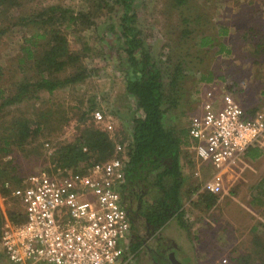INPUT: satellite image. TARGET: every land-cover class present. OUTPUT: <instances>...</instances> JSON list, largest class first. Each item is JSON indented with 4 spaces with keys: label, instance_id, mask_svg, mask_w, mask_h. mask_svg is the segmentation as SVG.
<instances>
[{
    "label": "trees",
    "instance_id": "1",
    "mask_svg": "<svg viewBox=\"0 0 264 264\" xmlns=\"http://www.w3.org/2000/svg\"><path fill=\"white\" fill-rule=\"evenodd\" d=\"M78 1L79 8L66 0H0V11L2 7L11 8V14L0 21V39L8 37L9 43L17 49L16 65L21 72L11 84L3 79L0 81V195L9 197L5 182L17 170L13 158L4 160V157L10 155L15 147L23 150L25 145L28 146V125L33 123L17 105L34 107L32 104L41 100V107L35 108L36 113L33 111L37 131L44 128L48 135H52L58 133L72 115L77 119L78 134L75 138L61 143L52 152L51 159L56 166L73 169L81 161L90 164L112 158L114 143L118 139L124 149L117 155H124L126 159L125 182L120 190L124 205L128 204L126 210L138 217L137 223H141L149 235L159 232L174 217L189 233V226L183 220L184 203L195 192H201L208 206L202 218H207L209 210L219 199L218 194L201 190L200 186L206 179L200 182L193 175L194 158L186 148L189 144L187 126L165 122V115L183 99L181 84L189 76L190 69L183 59L174 58L168 42L158 46L149 38L140 22L141 1ZM170 2L181 25L176 44L193 38L196 33L200 47L210 49L217 42L218 53L229 52L222 42L216 41L217 37L206 30L198 31L202 20L209 22L210 19L201 10L191 15L190 0ZM259 8L257 6L256 10ZM69 35L72 40L68 39ZM101 44L116 54L113 56L117 60L115 67L122 74L125 93L134 102L133 112L122 120L129 126V137H120V132L115 130V138L112 139L101 126H93L92 113L97 108L95 97L91 99L90 107L84 110L79 108V104L65 107L56 100L50 102V98L42 101L44 92L52 95L55 91L85 83L95 69L87 67L84 58L92 56L107 61V53L102 52ZM259 45L256 52H264V37ZM71 46L78 52L71 53ZM200 47L195 53L201 51ZM2 68L0 66V76ZM197 79L208 84L212 77L200 74ZM227 82L226 87L236 89L237 81H233V85ZM257 109L247 110V114H253ZM89 118L93 124L92 121L87 123ZM35 151L39 152L37 149L30 152ZM261 154V149L249 146L243 155L255 159ZM185 169L191 172L189 180L185 179ZM8 199L6 214L9 219L19 221L16 219L17 211L9 205ZM3 223L0 206V232ZM144 240L141 237L131 241L126 245V251L137 256L136 251L143 248ZM255 240L260 241L259 236ZM242 261L245 262L246 258L243 257ZM260 263L264 264V257Z\"/></svg>",
    "mask_w": 264,
    "mask_h": 264
},
{
    "label": "rangeland",
    "instance_id": "2",
    "mask_svg": "<svg viewBox=\"0 0 264 264\" xmlns=\"http://www.w3.org/2000/svg\"><path fill=\"white\" fill-rule=\"evenodd\" d=\"M66 1L74 2L77 8L81 7L78 0ZM139 1L142 3L140 22L146 33L150 35L149 38L155 40V44L158 46L163 42H168L174 58L183 59L185 66L190 69L188 72L189 76L181 84L183 99H181L176 108L171 109L172 111L165 115V122L168 120L179 127H186L188 117L194 111L198 102L197 98L200 99L202 91L212 84L223 85L226 80L230 85L234 84L233 81L238 82V85L235 86L236 89L232 92L233 96L244 108L250 109L254 105L264 110V52H256L255 50L256 47H260L259 44L262 43L264 37V0H190L191 15H193L194 11L201 10L210 19L209 22L202 20L203 24L198 25V31L206 30L207 33L217 37L216 41L222 42L223 47L229 50L228 53H225L226 51L218 53L219 46L216 45L217 42L210 49L207 46L200 47L197 45L198 36L196 33L193 38L176 44L181 25H179L177 12L171 7L170 0ZM257 6L260 8L256 10ZM10 9L8 6L1 8L0 21L5 15L11 14ZM250 28L255 30L253 31ZM224 30L225 32L227 31L225 34L222 33ZM68 39L72 40L73 37L69 35ZM100 47L102 52L107 53V61H103L102 58H93L92 56L84 58L87 67L95 69L93 75L85 83L77 87L55 91L52 95H47L44 92L41 95L43 97L42 101L50 98V102L56 100L60 104H64L65 107L67 105L76 107L79 104V108L84 110L90 107L92 104L90 101L95 97L97 106L95 110H99L106 119L113 122L116 130L120 132V137H129V126L125 125L123 121L130 112H133L134 102L124 91L122 74L115 67L117 60H114L113 56L116 57V54L106 46L102 45ZM199 47L201 51L195 53ZM70 49L71 53L78 52L73 46ZM204 50L208 51V53L204 54ZM188 52L190 53L188 54ZM17 54V49L9 43L8 37L0 39V66L3 67L0 81L3 79V81L11 84L20 77L21 72L16 65ZM200 74L211 76V82L208 84H205V81L199 82L197 78ZM41 103V100L38 103L34 102L32 104L34 107H27L24 104L17 105V107L21 108V111L27 113L33 123L28 125L30 133L28 146L25 145L23 150L15 147L10 155L4 157V160L12 157L17 166L14 176L10 180L6 179L12 186L17 185L28 175L40 170L52 171L56 168H61L52 161V152L61 143L73 140L78 134L76 130L77 119L72 114V118L63 125L58 133L48 135V130L44 128L37 131L33 111L36 113L35 108L38 110L41 107ZM10 110L12 112L14 109ZM182 112L185 114H182ZM91 121L92 118H89L87 123ZM40 125L43 124L41 123ZM93 126L95 127V124ZM263 135L252 146L262 150L261 157L256 160H250L245 157L248 162H253L247 165L241 159L237 165L231 167L222 175L223 190L218 194L217 205L211 208L207 214L209 215L207 218H210V213L214 214L209 221L205 219L208 223L204 222L200 213V211L202 213L206 212L207 208L204 210L194 206L191 216L186 217L190 229L189 233L183 231L177 223L172 222L165 229V235H162L160 231L159 235L150 236L146 228L140 225L141 223H137L138 217L133 212L127 211L131 226H133L134 222L136 223V229L128 231L127 237L130 238V235H137L135 239L145 238L143 248L139 250L137 257L131 260L129 264H169L170 261H167L166 257L170 256L171 252H173L176 262L184 260L181 254L186 252V249L183 246H177L176 241L185 243V235H191L193 241H195V248H193L194 252L197 253L195 259L203 260V257L198 258V255H205L204 257L208 259L215 256L216 259L223 263L232 258L231 260L236 264H261L260 260L264 257ZM43 141L48 143V146L44 143L41 147L40 143ZM186 148L188 150V147ZM33 149H37L39 152H30ZM85 165L87 163L81 161L73 168L78 169ZM190 173L188 169H185V179H190ZM211 174H213L212 171L208 170L202 173L201 178L197 177V180L200 182L207 180L212 176ZM260 181L263 182L259 184ZM7 197L0 195V206L2 204L4 208L7 207ZM126 206L128 207V204ZM204 235H223V238L220 237L215 243L224 244L230 242L226 241L227 238L224 235H227V237L229 235H252V240L250 241L247 238L240 239L243 238L240 237L239 246L237 247L238 251L235 250V253H231L226 248L222 250H217L216 248L211 249V255H207L203 249L204 246H201V244L205 245L203 242ZM255 236H259L260 241H256ZM170 244L173 246L172 248ZM171 249L174 250L170 251ZM243 257L246 258L245 262L242 261ZM0 260V264H13L5 257L1 246ZM188 260L191 261L189 258Z\"/></svg>",
    "mask_w": 264,
    "mask_h": 264
},
{
    "label": "built area",
    "instance_id": "3",
    "mask_svg": "<svg viewBox=\"0 0 264 264\" xmlns=\"http://www.w3.org/2000/svg\"><path fill=\"white\" fill-rule=\"evenodd\" d=\"M233 90L225 83L212 84L202 91L188 117L187 147L196 165L193 174L201 176V164L213 167L212 176L201 185L211 194L222 192V175L264 134V110L247 114ZM92 117L95 127L101 126L115 138L113 122L99 110ZM114 146V156L103 161L78 169L40 170L13 186L5 182L9 205L19 219H9L1 204L0 246L10 262L129 264L137 257L126 251L131 222L120 193L126 159L117 155L124 146L117 139Z\"/></svg>",
    "mask_w": 264,
    "mask_h": 264
},
{
    "label": "crops",
    "instance_id": "4",
    "mask_svg": "<svg viewBox=\"0 0 264 264\" xmlns=\"http://www.w3.org/2000/svg\"><path fill=\"white\" fill-rule=\"evenodd\" d=\"M235 90V89H234ZM232 94H233V92H232ZM238 101V100H237ZM242 101H243V99H242ZM254 108H257L256 106H251L250 107V109H246V110H248V111H250V110H252V109H254ZM258 110H263L262 108H259V109H257L256 111H258ZM253 146V145H252ZM262 155V154H261ZM246 156L245 155H243V157H241L240 158V160L242 159V161H244L243 163H245V164H250V163H252L253 161H251V162H248V157L247 158H245ZM259 157H261V156H259ZM258 157V158H259ZM250 160H256L257 158H255V159H251V158H249ZM202 165V164H201ZM200 165V166H201ZM196 168V165H195V167H194V169ZM203 168V169H202ZM212 171V173H213V171H215L214 169H213V167H211L209 164H203L202 166H201V168H200V172H201V175H202V173H204V172H207V171ZM191 175V174H190ZM212 175V174H211ZM195 177V176H194ZM197 178V177H196ZM201 178V177H200ZM189 201V202H188ZM187 202H185L184 203V206H183V209H184V216H183V220L185 221V222H187L188 223V220L186 219V217H189V216H191V213H192V210L194 209V206H197V208H201V209H206L208 206H207V203H206V201H204V199H202V196H201V192H195L192 196H191V198L188 200ZM217 205V202H216V204L214 205V206H212L211 208H213V207H215ZM125 207H127V206H125ZM217 207H219V206H217ZM129 208L131 209L132 208V206H129ZM200 213L202 214V212L200 211ZM214 216V214L213 213H210V218H212ZM218 216H219V214H218ZM210 218H203V220H204V222L205 223H208L207 221H209L210 220ZM207 221H206V220ZM172 222H175V223H177V225H179L178 224V221H177V219L174 217V218H172V219H170V221H168L167 223H166V225L160 230L161 231V233H162V235H165V229L166 228H168L171 224H172ZM202 225L204 226V224L202 223ZM180 227V226H179ZM181 228V227H180ZM133 229H136V226L134 227V226H131L130 227V230L129 231H134ZM183 231H185L183 228H181ZM159 231V232H160ZM163 231V232H162ZM159 232H156V233H154V234H150V236H155V235H159L160 233ZM186 232V231H185ZM128 236V235H127ZM131 237L130 238H128V237H126V245H128V243L130 244V242L132 241V242H134L136 239H135V237H137V235H130ZM189 238H188V237ZM225 236V238H227L226 239V241L227 242H229V243H226V244H224V243H219V242H217V243H215V241H217L220 237H222L223 238V235H204V239H203V242L205 243V245H202L201 244V246H204V250H205V252L207 253V255H211L210 254V251H211V249L213 250V249H216L217 248V250H222V249H227L228 251H230L231 253H235L234 251L235 250H237V247L239 246V241H240V239H245V238H247V239H250V241L252 240V235H229L228 237H227V235H224ZM237 236V237H236ZM240 237H243V238H240ZM256 237V236H255ZM240 238V239H239ZM178 240H180V239H178ZM128 242V243H127ZM195 241H193V238H192V236L191 235H185V243H182V242H180V241H176V244H177V246H179V247H184L185 249H186V252H182V256H183V259L184 260H180V261H178L177 263L178 264H236L235 262H233L231 259H228V260H226L227 262H225V263H223L222 261H220L219 259H216V257L215 256H213V258H205L204 256L205 255H198V258H202L203 257V260H200V259H195L196 258V255H197V253L196 252H194V249L193 248H195L194 246H195V243H194ZM250 244H251V242H250ZM171 245V244H170ZM173 246L171 245V248H172ZM165 249H166V247H165ZM172 250H174V249H171L170 251H172ZM238 251V250H237ZM139 252V251H138ZM138 252L136 251V253L138 254ZM192 253H193V258H192ZM200 254H203V253H200ZM205 254V253H204ZM170 257H172L174 260L173 261H175L176 259L174 258V255H173V252H171L170 253ZM188 258L189 259H191V261L190 260H188ZM226 259V258H225ZM1 261V260H0ZM13 264H17V263H13ZM19 264V263H18ZM20 264H26V263H20Z\"/></svg>",
    "mask_w": 264,
    "mask_h": 264
},
{
    "label": "flooded vegetation",
    "instance_id": "5",
    "mask_svg": "<svg viewBox=\"0 0 264 264\" xmlns=\"http://www.w3.org/2000/svg\"><path fill=\"white\" fill-rule=\"evenodd\" d=\"M163 256V255H162ZM164 258V257H163ZM165 259V258H164ZM172 259V260H171ZM166 260L168 261H170V263L169 264H174V263H177L176 261H173L174 259L172 258V257H170V256H167L166 257ZM178 264V263H177Z\"/></svg>",
    "mask_w": 264,
    "mask_h": 264
}]
</instances>
